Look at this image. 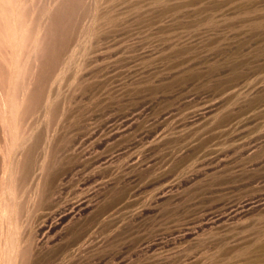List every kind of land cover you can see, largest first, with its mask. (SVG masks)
I'll return each instance as SVG.
<instances>
[{
	"label": "rangeland",
	"instance_id": "obj_1",
	"mask_svg": "<svg viewBox=\"0 0 264 264\" xmlns=\"http://www.w3.org/2000/svg\"><path fill=\"white\" fill-rule=\"evenodd\" d=\"M0 264H264V0H0Z\"/></svg>",
	"mask_w": 264,
	"mask_h": 264
}]
</instances>
